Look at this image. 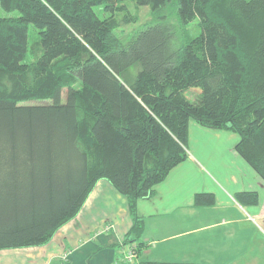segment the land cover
I'll return each instance as SVG.
<instances>
[{"label":"trees","instance_id":"obj_1","mask_svg":"<svg viewBox=\"0 0 264 264\" xmlns=\"http://www.w3.org/2000/svg\"><path fill=\"white\" fill-rule=\"evenodd\" d=\"M131 4L157 20L123 44ZM0 11L15 14L0 18V250L47 245L104 180L132 221L120 246L139 255L136 203L188 157L190 122L237 135L264 181V0H0ZM168 13L199 34L176 44Z\"/></svg>","mask_w":264,"mask_h":264},{"label":"crops","instance_id":"obj_2","mask_svg":"<svg viewBox=\"0 0 264 264\" xmlns=\"http://www.w3.org/2000/svg\"><path fill=\"white\" fill-rule=\"evenodd\" d=\"M239 138L188 127V157L136 203L143 224L138 263L264 264V181L235 151ZM241 193L255 194V200ZM208 194L212 204L195 205ZM132 226L127 201L98 181L78 215L45 246L0 250V264H121ZM108 227L107 232H102Z\"/></svg>","mask_w":264,"mask_h":264},{"label":"rangeland","instance_id":"obj_3","mask_svg":"<svg viewBox=\"0 0 264 264\" xmlns=\"http://www.w3.org/2000/svg\"><path fill=\"white\" fill-rule=\"evenodd\" d=\"M130 13L137 18V23L134 25H128V26H120L117 32L118 38L121 40L123 44H126L130 41V39L133 37L135 32L139 29H141L143 26L147 24H153L156 22L155 15L147 8V7H136L133 4L129 5ZM100 8L95 9L96 14L99 18H104L105 15H102L100 13ZM15 14L8 15L2 11H0V18H6V17H13ZM166 21L170 22V26L173 28L174 31V40L176 41V44H181L184 42L189 41L193 37L199 34L198 32V25L196 22H193L190 25L187 26H181L178 24L176 17L173 16V14L168 13L166 17ZM37 43H38V36L36 34V31L32 29V27H29V58H32L37 53ZM197 94L196 90H189L186 93V97L189 100H193L195 98V95Z\"/></svg>","mask_w":264,"mask_h":264},{"label":"built area","instance_id":"obj_4","mask_svg":"<svg viewBox=\"0 0 264 264\" xmlns=\"http://www.w3.org/2000/svg\"><path fill=\"white\" fill-rule=\"evenodd\" d=\"M108 227H104L102 232H107ZM120 258L118 260L121 264H138V255L130 245H122L120 250Z\"/></svg>","mask_w":264,"mask_h":264}]
</instances>
